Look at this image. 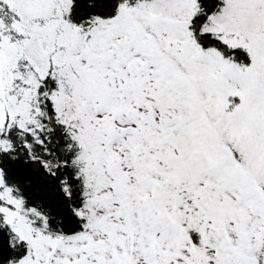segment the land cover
<instances>
[{
  "label": "snow or ice",
  "instance_id": "1",
  "mask_svg": "<svg viewBox=\"0 0 264 264\" xmlns=\"http://www.w3.org/2000/svg\"><path fill=\"white\" fill-rule=\"evenodd\" d=\"M0 264H264V0H0Z\"/></svg>",
  "mask_w": 264,
  "mask_h": 264
}]
</instances>
